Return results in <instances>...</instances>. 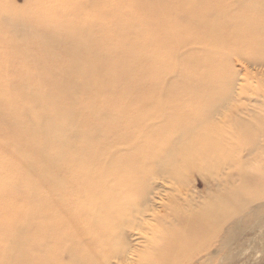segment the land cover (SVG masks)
Returning <instances> with one entry per match:
<instances>
[{
	"label": "bare ground",
	"instance_id": "6f19581e",
	"mask_svg": "<svg viewBox=\"0 0 264 264\" xmlns=\"http://www.w3.org/2000/svg\"><path fill=\"white\" fill-rule=\"evenodd\" d=\"M52 2L74 18L0 14V264H236L264 237V0Z\"/></svg>",
	"mask_w": 264,
	"mask_h": 264
},
{
	"label": "rangeland",
	"instance_id": "374dc122",
	"mask_svg": "<svg viewBox=\"0 0 264 264\" xmlns=\"http://www.w3.org/2000/svg\"><path fill=\"white\" fill-rule=\"evenodd\" d=\"M39 2L41 3V0H35V3L34 2L31 3V0H0V14L1 13H4V14L11 13V14H15L16 16L22 15L26 18L31 19L30 15H34V13H31L30 11L34 9L35 12L37 13H41L40 10H42V15L44 18L45 16L46 18L55 17V16L59 18V16L60 17L62 16V18L67 17L70 20L74 18V16L69 13L70 10H64L63 15L61 13H59V16L58 14L57 15L54 14L52 12V8L54 6V2H52V0L49 2L46 1V4H44L45 7H38L39 5L43 6L39 4ZM83 13L85 16L89 17L92 14V11L90 12V10L84 9ZM0 25L2 26V30L6 32V27L2 24ZM8 26H9L8 28H11L10 27L11 25H8ZM2 30L0 29V32ZM8 33L13 34V29H9ZM8 44L9 43H4L3 40H0V69L2 70L1 63H3L2 66L5 67V69H3L4 73L7 68L9 69V65H10L8 56L12 58L11 54L9 53L10 51H13L14 49V45L6 46ZM6 54H8V56ZM234 69L238 75V79H239L237 82L238 85L245 83L244 78L247 74H248V78L255 77L256 73L258 72L256 70L249 68L246 65V63H243V62H241V64H238V63L235 64ZM260 74L259 73L257 74L258 76L256 79H261ZM6 75L8 76L9 74L6 73ZM247 83L252 84L254 86L257 85V83H255L252 78H250L247 81ZM258 84H264V80H259ZM241 104H248V102L246 99H242ZM214 186H215V183H213V179L211 176H208V175L200 176L197 173H193L192 175H190L189 180L187 182V185L185 188V194L188 197L189 196L195 197L197 201L202 202L203 200H206L209 198ZM163 196H167V191L163 192ZM156 202L161 203L159 200ZM155 211L162 212L161 214L164 213L163 211H161L160 208H155ZM164 215H166V212L164 213ZM127 232L128 233L125 235L127 240L126 239L123 240V243L127 244L128 248L130 249L129 250L130 253L126 251L122 259L127 257L132 263L131 260L135 258L137 259L138 254L139 256L141 255V251H143V253L147 251L148 245L145 243L149 240V236L151 235L148 233L144 234L143 232H141L142 235H140L138 232H130L131 233V238H130L129 230ZM221 235L222 233L219 232V234L214 238V240L211 241L209 245L206 247L205 252H208L210 255L212 253L210 252L211 250L214 251L215 248L218 249L221 246V242H222ZM142 236H144L143 239H141ZM244 247L248 249L249 251L243 257L239 258L236 264H264V237L260 239V241H256L252 246L245 245ZM221 257H222V254L216 255L213 258L214 264H217V261H219ZM125 263H121V262L118 263V261L115 262V264H125ZM196 264H199V263H196ZM201 264L203 263L201 262ZM222 264H231V262L224 260L222 261Z\"/></svg>",
	"mask_w": 264,
	"mask_h": 264
}]
</instances>
